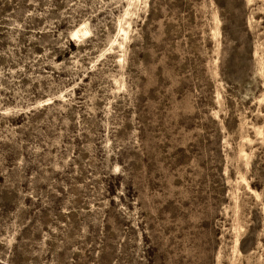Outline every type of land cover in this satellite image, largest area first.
Segmentation results:
<instances>
[{
  "label": "rangeland",
  "instance_id": "obj_1",
  "mask_svg": "<svg viewBox=\"0 0 264 264\" xmlns=\"http://www.w3.org/2000/svg\"><path fill=\"white\" fill-rule=\"evenodd\" d=\"M0 264H264V0H0Z\"/></svg>",
  "mask_w": 264,
  "mask_h": 264
}]
</instances>
